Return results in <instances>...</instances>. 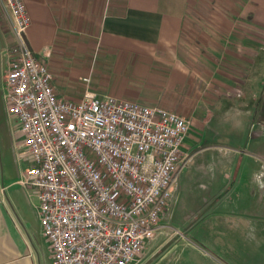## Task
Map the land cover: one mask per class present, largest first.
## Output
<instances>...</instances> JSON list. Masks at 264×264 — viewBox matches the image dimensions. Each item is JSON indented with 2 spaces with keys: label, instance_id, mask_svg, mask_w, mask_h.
Here are the masks:
<instances>
[{
  "label": "crops",
  "instance_id": "1",
  "mask_svg": "<svg viewBox=\"0 0 264 264\" xmlns=\"http://www.w3.org/2000/svg\"><path fill=\"white\" fill-rule=\"evenodd\" d=\"M22 2L30 21L25 40L47 65L58 98L80 100L88 91L99 99L109 95L160 107L189 122L184 145L189 160L203 139L198 152L211 151L209 162L199 167L209 175L208 183L214 174L221 181L209 198L211 210L189 229L184 226L198 212L161 216L154 239L135 264H264V0H245L240 19L227 24L220 55L195 51L194 0ZM3 52L0 125L6 114ZM44 54L94 56L76 72L89 80L76 92L74 82ZM98 67L103 76L95 75ZM113 69L114 77L103 84ZM13 125V144L28 162L19 126ZM17 168V180L0 168V264H53L37 197L20 184L26 170Z\"/></svg>",
  "mask_w": 264,
  "mask_h": 264
},
{
  "label": "built area",
  "instance_id": "2",
  "mask_svg": "<svg viewBox=\"0 0 264 264\" xmlns=\"http://www.w3.org/2000/svg\"><path fill=\"white\" fill-rule=\"evenodd\" d=\"M12 44L5 53L6 114L19 126L53 264H135L186 168L189 122L157 106L58 98L47 65L25 40L22 0H1ZM48 58L49 55H42Z\"/></svg>",
  "mask_w": 264,
  "mask_h": 264
},
{
  "label": "rangeland",
  "instance_id": "3",
  "mask_svg": "<svg viewBox=\"0 0 264 264\" xmlns=\"http://www.w3.org/2000/svg\"><path fill=\"white\" fill-rule=\"evenodd\" d=\"M194 1L193 11L191 12V18L193 20L194 27L192 28L193 33H191V35L194 38L193 43L196 48L195 51L198 55H220L221 51L217 47L226 37L225 32L227 31V24L240 19L238 15L242 7L245 5V0ZM9 26L10 25L8 23V17L6 16V13L1 11L0 55H2L3 48V53L5 55L6 50L12 44L13 37ZM234 31H236V29H234ZM199 34L202 35V39L200 38L198 40L197 35ZM211 37H215L214 43H210L209 38ZM37 56L40 58L39 55ZM49 57L51 59V64L53 63V65H55L54 68H57V70L63 74V78L68 82L70 81V83L74 82V89L76 92L80 91L78 87L81 86V83L87 82L89 80L84 79L85 77H88L86 73L78 75L76 72L77 70H85L84 64L89 63L88 61L91 59L94 60V56L85 55V57L81 58L80 56L76 55H49ZM95 71L96 76H103L102 72L99 70V67ZM115 72L116 70L113 69V71L110 72V75H105V81L102 80L103 84L106 83V80H111V78L114 77ZM1 107V110H3V106ZM2 116L4 119L2 120L3 123L0 125V168L4 169V172H6V174L11 177V179L17 180L18 164L21 169L20 172H24L27 168L28 162L23 160L24 154L22 149L15 147L13 144V139H16V137L13 136V131H15L13 124L16 122H14V120L4 112ZM212 130L215 132L213 128ZM210 132L212 131L210 130ZM19 137H21V135H19ZM204 142L205 139L202 140V145L192 150V156L188 161L186 169L180 174L179 181L171 189L169 207L162 215L167 217L173 213L178 217H188L195 212H198V216H196L195 219L191 220L187 225L184 226L186 229H189L196 223L203 221V216L205 213L211 210V206L213 205L209 198H211L212 195L218 191L217 189L221 185L220 183L217 184V182L221 181L220 178L218 180L216 174H214L216 179L213 180V183H208V180L210 179H208L209 175L205 172L203 173L199 169V167L207 164L211 159L210 150L198 152V149L205 146ZM14 148L17 149L16 152ZM19 162L22 163L20 164ZM11 193L15 198L14 192ZM165 223L167 226H172L168 221Z\"/></svg>",
  "mask_w": 264,
  "mask_h": 264
}]
</instances>
